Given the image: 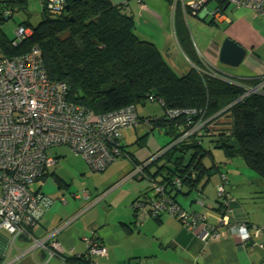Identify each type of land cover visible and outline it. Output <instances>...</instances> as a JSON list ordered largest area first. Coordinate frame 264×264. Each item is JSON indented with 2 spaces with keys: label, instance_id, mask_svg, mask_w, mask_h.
Returning a JSON list of instances; mask_svg holds the SVG:
<instances>
[{
  "label": "trees",
  "instance_id": "16d2710c",
  "mask_svg": "<svg viewBox=\"0 0 264 264\" xmlns=\"http://www.w3.org/2000/svg\"><path fill=\"white\" fill-rule=\"evenodd\" d=\"M46 1L41 2L38 24H19L29 34L14 44L16 39H9L3 31L11 19L10 0H0L3 56H20L37 46L49 79L65 85L66 100L96 115L129 106L136 110L147 102L159 103L164 111L161 118L144 119L150 130L158 129L170 138L147 160L137 162L118 142L117 158L131 161L130 172L141 167V173L134 178L149 181L151 195L142 194L133 202L134 215L147 209L148 215L159 221L161 216L151 213L152 200L164 199L182 209L180 197H191L194 202L202 195L211 179L223 174L209 147L220 150L226 161L241 158L264 183V85L258 93H246L263 82L264 74L235 78L215 70L194 68L179 76L152 43L134 34V21L123 6L110 0H66L67 9L65 5L55 10L47 9ZM175 30L186 49L191 44L190 36L177 15ZM168 112L175 115L170 117ZM206 140L209 146L204 144ZM207 158L209 164L205 163ZM55 181L61 186L59 179ZM152 186L158 191H153ZM263 233L264 229L256 236ZM247 242L254 243L252 236ZM258 248L263 249L262 245ZM85 254L61 255L62 262L94 264L93 257Z\"/></svg>",
  "mask_w": 264,
  "mask_h": 264
},
{
  "label": "crops",
  "instance_id": "0c3cea01",
  "mask_svg": "<svg viewBox=\"0 0 264 264\" xmlns=\"http://www.w3.org/2000/svg\"><path fill=\"white\" fill-rule=\"evenodd\" d=\"M110 2L123 6L134 21V34L139 39L152 43L179 76L186 75L194 68L215 70L235 78H252L264 74V20L248 10L234 11L231 6L226 7V3H218L215 0H172V3L167 0H110ZM190 2H201V6L194 9L189 6ZM214 14L216 16L213 18ZM176 15L184 22L190 36L191 44L186 49L176 35ZM226 38L233 40L246 51L244 60L237 68L219 62L220 47ZM140 121H143L142 126L149 131L150 126L145 120H139L135 128L139 127ZM169 142L170 139L163 146ZM120 145L131 152L137 162L147 160L163 147L150 152L144 159H139L136 147L131 146L128 150L121 142ZM53 158L57 163L60 157ZM109 169L113 171L111 164L105 170ZM118 170L116 166L114 171ZM47 171L42 181L48 177ZM130 171L131 163L113 175L105 185L103 182L98 185L96 194L92 199L88 197L85 203L88 204L90 200L96 201L89 208H87L89 204L85 207V204L73 197L74 195L82 197L83 194L90 196L85 191L70 195L74 202H71V199L67 201L62 195L66 198V205L57 206L54 202L51 204L45 202L47 205H42L39 227L34 231V236L56 229L65 221L73 218L74 220L57 234L59 250L52 251V257L45 251H38L24 257L18 264H64L63 256L84 254L86 245L83 239L92 236L106 250L105 257L92 258L94 264L264 263V244L263 249H259L256 242L241 243L236 233L230 229L225 231L220 227L218 230L224 231L225 235L217 241L206 242L199 238V229L206 227L205 225L214 228L219 225L218 223L209 225L208 223L214 224L209 221L210 218L213 217L214 221L217 215L222 217L224 211L228 210L229 225L252 226L250 220L245 218L243 213L240 214V204L228 190H225V196L221 201L224 203L219 204L216 197L213 201L212 198L215 196L213 190L218 183V175L211 179L214 180L212 185L208 184L204 193L194 202H191V197L179 198L178 202L183 210L203 216L204 222L200 223L196 230H190L169 215H163L156 221L148 215L147 209H143L145 212L140 209L134 215L131 207L133 202L140 195H149L151 192L149 181L129 176L134 172ZM128 176L133 181L124 180ZM55 178L59 179L62 185L60 178L56 176ZM117 185L118 189H112ZM1 194L0 189V196ZM216 207H220V210H216ZM115 210L121 211L122 214ZM9 240V235L0 231V259L12 258L19 250L26 249L29 243L28 240L19 238L13 244L14 247L9 249L12 247ZM172 257L175 258L174 261L169 260Z\"/></svg>",
  "mask_w": 264,
  "mask_h": 264
},
{
  "label": "built area",
  "instance_id": "2783aa9c",
  "mask_svg": "<svg viewBox=\"0 0 264 264\" xmlns=\"http://www.w3.org/2000/svg\"><path fill=\"white\" fill-rule=\"evenodd\" d=\"M221 1L234 11L248 10L264 20V0ZM66 2L47 0L46 8L58 10ZM189 6L197 9L201 2H190ZM28 34V29L19 27L14 33V44ZM263 85L264 79L260 85L248 89L246 93H258ZM168 115L171 117L175 113L168 112ZM138 123L133 106L96 115L68 102L65 85L49 79L46 74L37 46L15 57H5L0 53V231L10 237L12 247L9 249L14 247L13 244L19 238L29 241L26 249L19 250L12 258H1L0 264H18L24 257L38 251H45L52 257V251L59 250L57 234L74 220L62 223L40 236L33 234L39 227L42 205L51 204L39 192L29 189L56 164V159L48 156L47 151L65 147L72 154L81 156L91 170L104 171L120 155L118 142L121 131L135 127ZM139 173L141 167L136 166L129 176L137 177ZM224 181L225 176L220 174L215 186L216 197L220 201L224 198ZM152 190L158 191L154 186ZM73 197L88 201L89 196L83 194L82 197ZM58 200L61 205L67 204L64 196ZM95 203L90 200L87 208ZM150 209L154 217L169 215L190 230H196L204 222L202 215L190 214L164 199L152 200ZM228 213L230 210L224 211L217 228L205 225L199 229V238L206 242L217 241L225 235L224 231H217L223 226L235 232L241 243H246L251 236L246 225H229ZM261 231L255 229L256 235ZM83 241L86 256L105 257L106 250L93 236Z\"/></svg>",
  "mask_w": 264,
  "mask_h": 264
},
{
  "label": "rangeland",
  "instance_id": "374dc122",
  "mask_svg": "<svg viewBox=\"0 0 264 264\" xmlns=\"http://www.w3.org/2000/svg\"><path fill=\"white\" fill-rule=\"evenodd\" d=\"M41 2L42 0H10L8 8L11 12V19H9L3 27V31L9 39L15 38L14 33L19 28V24L27 22L31 26H35L39 23L41 20ZM136 113L141 120L147 118H161L164 115V111L157 102H147L144 105L137 106ZM142 123L143 121H140L138 128L131 127L123 129L121 131L122 137L120 140L128 150L131 146L132 148L136 147V154L139 159H144L150 152L162 147L170 139L169 136L158 129L146 130V128L142 126ZM146 133L148 135H146ZM204 144H208V141L206 140ZM209 145L210 144H208V146ZM209 149L212 152L213 161L221 167V171L225 176L224 196L226 193L225 190H228L234 200H237L240 204V214L243 213V216L249 219L252 224L251 227H246L252 236L253 242H256V246L264 244V236L263 238L257 237L255 232L257 228L264 229V183L259 182V177L256 172L248 168L241 158H234L230 161H226L220 150H215L212 147H209ZM47 155L60 158L57 160L54 167L48 169V177L44 181H38L30 185L29 189L32 192L43 194L45 200L51 201L52 203L54 202L57 206H62L58 200L62 195L67 198V201L71 199V202H74L75 200H72L70 195L85 191L92 199L94 194H96L98 185L102 182V184L105 185L113 178V175L118 174L126 165L131 163L128 158H117V161L115 160L111 163L113 171L109 169L108 171L105 170L102 172L91 170L81 156L72 154L65 147L50 149L47 151ZM205 160L206 164L210 163L209 158ZM116 166H118L119 169L117 172L114 171ZM55 176L62 181L60 188L55 181ZM124 180L133 181L129 179V176ZM213 181L214 180L210 181L209 186L212 185ZM118 186L119 185L114 186L112 189H118ZM213 193L215 194L212 198L214 201L216 197L215 190H213ZM150 195L151 193L149 196ZM80 203L85 204L86 201L81 199ZM86 206L87 204H85V207ZM81 210H83V208ZM119 210H115V212L122 214ZM142 211L144 210L142 209ZM219 218V215L214 218V221L213 217L210 218L209 221L214 222V224H208L216 225L219 222ZM171 259L174 261L175 258H169V260Z\"/></svg>",
  "mask_w": 264,
  "mask_h": 264
},
{
  "label": "water",
  "instance_id": "95a60500",
  "mask_svg": "<svg viewBox=\"0 0 264 264\" xmlns=\"http://www.w3.org/2000/svg\"><path fill=\"white\" fill-rule=\"evenodd\" d=\"M229 5L227 4L226 7ZM67 5L65 9H67ZM246 56V51L240 45H238L233 40L226 38L223 40L220 52H219V62L225 66L231 68H237L240 66L242 61Z\"/></svg>",
  "mask_w": 264,
  "mask_h": 264
}]
</instances>
